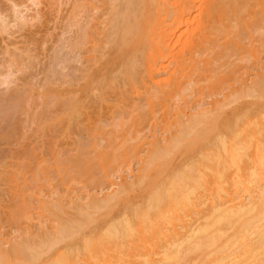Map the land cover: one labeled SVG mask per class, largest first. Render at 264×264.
<instances>
[{
  "label": "bare ground",
  "instance_id": "1",
  "mask_svg": "<svg viewBox=\"0 0 264 264\" xmlns=\"http://www.w3.org/2000/svg\"><path fill=\"white\" fill-rule=\"evenodd\" d=\"M106 1L112 7L102 15L101 30L95 35L92 34L94 37L91 39L94 43L102 42V47L98 49V51L101 49L100 54L90 58L96 61L92 60L94 64L91 62V66L100 63L97 68L95 65L90 73L87 72L84 76L82 74V78H85L82 88H86L85 91L88 87L94 85L99 87L98 84L103 86L105 82H109L106 86L110 83L115 84L117 93H120L123 91L118 89L121 85L117 83L120 72L121 77L125 76L134 83L142 80L139 79L141 69L138 68L137 62V54L141 49L151 52L154 45H157L156 52L153 50L152 54H149L158 59L159 55L162 58L164 54L166 59L170 56L171 58L167 60L168 63H172L174 58L171 56L172 40L165 36L173 31V28L178 31L177 27L180 23L182 25L184 16L195 9L199 10L198 0ZM200 1L202 10L198 11L201 17L199 26H202L197 30L201 31V34L194 29L193 38L191 36V39H194L191 42L193 45H188L189 50L181 54L182 60L180 59L179 63L183 64L182 72L180 71L183 77L185 74L190 75L186 71L194 72L191 67L195 66L200 70L201 66L206 67V71L214 70L216 73L213 74H217L220 68L218 60L227 55L226 50L231 46H242L238 43L240 34L246 27L250 29L249 25H258L259 21H262L260 18H264V0ZM16 4L13 9L18 14L19 5ZM14 12L12 13L15 14ZM163 13L170 15L171 19L169 20ZM20 19H23V15ZM2 23L4 26V22ZM86 32L87 35H91L90 32ZM227 35L231 38L221 43L220 39ZM199 36H202L200 38L202 40H198ZM196 37L198 38L195 39ZM205 41L210 42L211 46L214 45L211 47L212 50L209 49L210 44L207 45V42L205 46ZM147 42L151 44L150 51ZM204 46L203 52L214 50L210 57L205 52L203 55L207 56L205 60L200 58ZM200 60L204 61L205 66L202 63L200 66ZM232 64L233 62L230 65ZM156 69L158 71V68ZM157 71L152 73L157 74L155 73ZM64 73L66 75V72ZM256 76L252 82L245 80L242 88L238 87L236 90L234 87V90L226 94L227 98H224L226 100L223 102L216 97V102L213 100L215 103L212 104L214 106L209 104L212 108L208 111L192 114L186 120L180 118L179 131L170 136L167 142L162 143L156 138L150 152L142 161L136 175L137 181L123 180L111 193L104 194L101 198L93 197L90 203L70 208L71 210L57 201L53 207L51 206L56 209L53 218L58 216L53 220V230L43 229L40 237L31 238L33 241L30 243L23 239L11 243L8 248L0 251V264H190L189 262L193 260L190 253L201 256V260L198 257L199 261L196 264H264V66L262 73L258 72ZM175 78L177 80V77ZM208 78L213 79L210 76ZM119 84H122V81ZM124 84L126 85V82ZM110 88L111 85L109 90L106 87L104 90L109 93ZM112 88L114 90V87ZM100 92L102 96L107 93L106 91L103 93V88ZM21 94L19 93L21 95L19 98L24 95ZM250 95L254 98L244 100ZM15 97L13 96L14 99ZM153 97L158 99L159 96ZM239 97L240 99L243 97V101L239 99L241 102L229 109V103ZM71 103L77 111L79 103ZM8 113L13 112L9 110ZM98 126L103 127L101 124ZM246 135L248 141L251 139V145L255 149L251 156L250 152L247 156L246 152H243L248 150ZM245 148L246 150L242 151ZM175 151L179 153L177 155L179 158L174 154L170 155ZM135 182H138L140 188L137 187L138 190L141 189L142 198L139 196L140 191L137 192ZM255 183L257 186L253 187ZM228 185L234 188L231 190ZM133 190L138 193L139 200L135 197L134 201L132 199L134 195L130 198ZM243 198H248V201L244 199L245 202ZM116 208L120 211L117 214H110L114 209L117 211ZM180 211L182 215L186 214L185 218L183 217L185 214L180 216ZM49 212L53 213L51 209ZM193 213H198L204 218V222L198 226L193 225L195 227L189 224L187 216ZM100 216L103 217L102 221L98 223L96 220L98 224L92 225ZM184 228H187L185 233L181 231ZM195 254L193 255L196 256Z\"/></svg>",
  "mask_w": 264,
  "mask_h": 264
},
{
  "label": "rangeland",
  "instance_id": "2",
  "mask_svg": "<svg viewBox=\"0 0 264 264\" xmlns=\"http://www.w3.org/2000/svg\"><path fill=\"white\" fill-rule=\"evenodd\" d=\"M200 2L198 0L197 6L202 10ZM13 3L19 5L18 14L14 12ZM107 4L110 3L106 0H14V2L0 0V251L8 248L16 240L32 242L31 238H39L43 229L53 230V220L58 216L53 218L56 212L54 213L55 208L52 207L57 201L65 208L72 209L90 203L93 197L101 198L104 194L111 193L123 180L137 181L136 175L142 161L150 152L156 138L162 143L167 142L170 136L179 131L180 118L186 120L192 114L208 111L214 106L212 104L216 102V97L223 102L226 100L224 98H227L226 94L234 90V87L236 90L238 87L242 88L245 80L252 82L257 73L263 71L264 18H260L262 21H259L258 25H249L250 29L246 27L240 34L241 37H237V40L241 39L238 43L243 47L233 46L239 48L235 50L231 46L232 42L229 43L231 47L226 50L227 55L218 60L220 68L217 74H213L216 72L211 69L209 70L212 72L206 71L207 68L201 66L204 65V61L200 60L201 70L196 66L191 67L194 72L186 71L190 75L185 74L183 77L181 74L183 64L179 61L193 45L192 32L194 29L199 32L197 29L202 26H199L201 21L199 10L195 9L191 12L193 16L190 13L187 14L189 18L187 16H184L185 19L182 18L184 27L181 23L179 26L176 24L182 27L181 30L177 27V31L172 27L173 31L165 36L172 40L171 56L174 58L169 59L172 63H168L167 59L171 57L167 55L166 59L162 53L164 50H161V53L166 63L163 56L161 58L159 55L158 59L151 55L153 50L156 52L157 45H154V48L151 46V52L143 49L148 54L151 53L149 55L141 49L142 51H138L137 54V62L138 68L141 69L139 79L142 80L134 83L125 76L124 80L120 72L117 80L118 85H121L118 89L123 90L120 93H117V87L112 83L110 85L114 90L110 88L108 93L110 85L106 84L109 82L104 84L107 90H104V85L98 84L99 87L94 85V88L88 87L85 91L86 88L85 90L82 88L85 83L82 74L84 76L87 72L90 73L95 65L97 68L100 63L91 66V62L94 64L95 61L93 58L90 59L91 56L99 55L101 49L99 51L98 49L102 47L101 41L98 44L91 39L101 30L102 15L112 7L111 4L109 6ZM163 14L171 19L170 15ZM22 15L24 20L20 19ZM86 31L91 35H87ZM199 33L201 34V31ZM227 36L220 39L221 43L231 38L230 35ZM201 37L199 36L198 40H202ZM206 42L207 45L210 44L205 41V46ZM150 45L148 43V47L145 46L149 51ZM205 46L200 56L204 60L214 52L210 51L214 46L211 44L208 45L210 53L203 52ZM215 48L218 49L219 46ZM205 52L207 56H203ZM176 58L179 60H175ZM145 68L147 70H144ZM152 71H157L155 72L157 74ZM207 74L213 79H209ZM121 81L122 84H119ZM102 88L103 93L107 92L104 93L105 96L100 92ZM19 93L24 95L19 98L22 95ZM16 95L19 99L15 97ZM108 96L109 98H102ZM153 96H159V100ZM252 96H247L248 98L244 100H249ZM239 99L240 97L232 100L231 102H234L233 104L230 102L228 108L231 109L243 101ZM74 101L77 104L81 101L77 105V111L71 103H75ZM9 110L10 112L12 110L13 115L8 113ZM99 124L103 127L99 128ZM248 140L247 136L245 141L249 151L246 148L242 149L246 150L243 151L246 152L245 156L248 152L251 156L255 151L251 139ZM173 154L177 156L179 153L175 151L170 155ZM135 183L138 190V182ZM256 186L257 183L253 187ZM137 192L133 190L130 193V198L134 195L132 198L134 201L135 197L137 200L141 197V191L140 197ZM244 199L248 201V198ZM50 209L52 214L49 212ZM118 211L120 210L114 209L110 214H117ZM181 211L180 216H183L185 213L182 215ZM183 217L185 218L186 214ZM102 218V216L100 219L96 218L92 225L100 223ZM187 219L192 226L204 222V218L198 213L188 215ZM181 231L185 233L187 228ZM193 254L190 253L191 260L192 258L196 260L194 262L192 260L190 264L198 263L199 258L201 260V256Z\"/></svg>",
  "mask_w": 264,
  "mask_h": 264
}]
</instances>
